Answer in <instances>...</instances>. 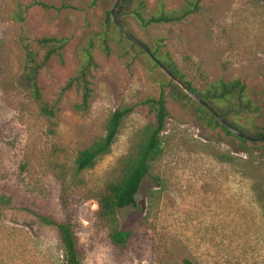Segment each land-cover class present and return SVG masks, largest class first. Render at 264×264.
<instances>
[{
    "label": "rangeland",
    "instance_id": "374dc122",
    "mask_svg": "<svg viewBox=\"0 0 264 264\" xmlns=\"http://www.w3.org/2000/svg\"><path fill=\"white\" fill-rule=\"evenodd\" d=\"M31 1L0 0V264H64L58 230L35 213L70 222L80 264H264V146L245 151L192 105L174 100L169 76L106 23L115 0H38L53 8L24 10ZM184 2L132 0L122 19L198 90L241 80L259 110L236 113L234 107L229 117L247 128L263 123L264 0H201L181 22L147 27L134 14L147 18ZM42 36L67 43L62 61L53 57L40 70V103L22 78L21 41ZM86 50L97 67L81 110L75 107L80 92L62 86ZM162 89L169 111L163 151L134 205L117 211V225L130 231L120 246L98 216L95 193L151 120L141 102ZM42 105L53 114L43 113ZM123 106L133 110L110 152L76 171L78 151L103 136L109 115Z\"/></svg>",
    "mask_w": 264,
    "mask_h": 264
},
{
    "label": "trees",
    "instance_id": "16d2710c",
    "mask_svg": "<svg viewBox=\"0 0 264 264\" xmlns=\"http://www.w3.org/2000/svg\"><path fill=\"white\" fill-rule=\"evenodd\" d=\"M200 1L201 0H185L184 4L178 10L165 11L161 9L156 14H151L147 18L143 16L140 11H136L135 9L134 14L139 23L144 27L165 23H178L184 20L187 16L198 11ZM131 3L132 0H123V2L115 9L117 19L125 27L126 25L122 19V15H124L125 10L128 9ZM34 6H39L44 10L53 8V6L42 1L32 0L24 5V10ZM105 16L106 23H111L113 27L123 35L124 38H126V40L130 41L132 45L140 49L142 53L148 55L138 44L125 36L113 23L110 10L106 11ZM66 43V38L55 36L36 37L32 38L30 41L28 38H23L21 41L24 51L22 78L32 97L40 103L41 92L38 83L40 70L46 66L53 57L62 61V50ZM148 48L155 58V60H152L154 66L156 61L161 63L174 76H176L188 90L195 93L209 104L229 125L246 136L255 138L264 136V122L253 123L247 128L229 117L228 109L234 110V107H236V110H234L236 113H239L242 110L255 112L259 110L258 105H252L251 100L247 96V87L241 80H219L210 83L209 88L205 91H200L184 78V75L176 68L173 62L162 60L158 56L157 51L152 50L149 46ZM96 67L97 63L91 55V52L86 50L82 62L76 72L69 77L62 86L64 90L74 88L80 92L81 100L75 105L77 109L84 110L88 106L92 92L90 79L92 77V72ZM167 85L171 88L170 93L174 100L182 105H192L199 116L208 118L212 124L222 128L226 134L235 138L238 141L239 146L245 151L253 147H258V144L264 146V141H247L246 139L230 132L208 109L189 96L179 84L171 78H167ZM141 103L150 112L152 116L151 120L138 131L128 152L118 161L115 172L104 181L102 186H100L95 193L98 205V216L109 224V236L115 244L120 246H123L128 242L130 231L119 228L117 225V211L134 205L135 195L139 190L142 180L149 173L152 163L160 157L163 151L161 132L163 131L166 120L169 117L163 89L159 92L157 97H146ZM132 110V106H123L117 108L109 115L105 124L104 135L78 151L75 158L76 171L80 172L93 167L99 158L110 152L123 118L131 113ZM41 111L48 115L53 114L52 110L45 105L41 106ZM217 157L223 161L229 159L227 156L222 155H218ZM35 215L42 224L53 226L58 230L64 264H80L76 237L70 222H59L49 216L38 213H35ZM184 264L192 263L189 260H185Z\"/></svg>",
    "mask_w": 264,
    "mask_h": 264
},
{
    "label": "water",
    "instance_id": "95a60500",
    "mask_svg": "<svg viewBox=\"0 0 264 264\" xmlns=\"http://www.w3.org/2000/svg\"><path fill=\"white\" fill-rule=\"evenodd\" d=\"M123 0H115L112 7L110 8V14L113 20V23L121 30V32L127 36L129 39H131L133 42L138 44L148 55L152 60H155L154 56L152 55L151 51L149 50L148 46L141 41L139 38H137L127 27L123 26L121 22L116 17L115 9L117 6H119ZM156 64L176 83L179 84V86L189 95L191 96L195 101H197L199 104L204 106L206 109H208L215 117L216 119L225 126L230 132L233 134L242 137L246 139L247 141H264V136L260 138L250 137L243 135L239 130L235 129L231 125H229L209 104H207L203 99H201L199 96H197L195 93L188 90L185 85L176 77L174 76L168 69H166L161 63L156 61Z\"/></svg>",
    "mask_w": 264,
    "mask_h": 264
}]
</instances>
